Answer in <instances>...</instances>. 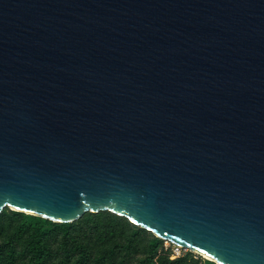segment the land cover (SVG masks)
<instances>
[{
  "label": "water",
  "instance_id": "95a60500",
  "mask_svg": "<svg viewBox=\"0 0 264 264\" xmlns=\"http://www.w3.org/2000/svg\"><path fill=\"white\" fill-rule=\"evenodd\" d=\"M6 208L264 264V0H0Z\"/></svg>",
  "mask_w": 264,
  "mask_h": 264
},
{
  "label": "trees",
  "instance_id": "16d2710c",
  "mask_svg": "<svg viewBox=\"0 0 264 264\" xmlns=\"http://www.w3.org/2000/svg\"><path fill=\"white\" fill-rule=\"evenodd\" d=\"M109 212L73 223L0 213V264H215Z\"/></svg>",
  "mask_w": 264,
  "mask_h": 264
},
{
  "label": "built area",
  "instance_id": "2783aa9c",
  "mask_svg": "<svg viewBox=\"0 0 264 264\" xmlns=\"http://www.w3.org/2000/svg\"><path fill=\"white\" fill-rule=\"evenodd\" d=\"M181 248H175L174 249V252L177 254V255H180L181 254V250H180ZM184 250V249H183ZM184 251H186V250H184Z\"/></svg>",
  "mask_w": 264,
  "mask_h": 264
}]
</instances>
